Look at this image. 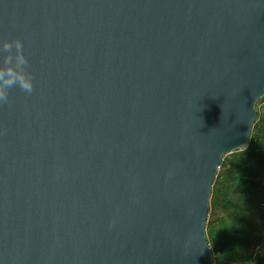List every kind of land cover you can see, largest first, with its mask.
I'll return each mask as SVG.
<instances>
[{"label":"water","instance_id":"1","mask_svg":"<svg viewBox=\"0 0 264 264\" xmlns=\"http://www.w3.org/2000/svg\"><path fill=\"white\" fill-rule=\"evenodd\" d=\"M17 38L34 89L0 105V264H214L213 183L264 96V0H0V65Z\"/></svg>","mask_w":264,"mask_h":264},{"label":"trees","instance_id":"2","mask_svg":"<svg viewBox=\"0 0 264 264\" xmlns=\"http://www.w3.org/2000/svg\"><path fill=\"white\" fill-rule=\"evenodd\" d=\"M259 116L260 111L257 109L255 120ZM252 132L248 147L233 155L230 166L232 169L248 170L249 174L236 176L248 185L264 188V175H256L257 167L263 169L258 156L261 151L264 152V117H262L261 125ZM257 164L260 165L257 166ZM220 167H223L227 173L231 170L224 159ZM211 196L212 199L215 197L212 203L214 201L215 205H219V198ZM226 206L225 215L217 216L211 225H207L206 235L208 242L213 246L214 264H264V241L262 240L264 233L260 229L264 224V218H262L261 209H257L256 205L250 201H247L244 206L238 201H228ZM246 247L250 250L245 251Z\"/></svg>","mask_w":264,"mask_h":264},{"label":"rangeland","instance_id":"3","mask_svg":"<svg viewBox=\"0 0 264 264\" xmlns=\"http://www.w3.org/2000/svg\"><path fill=\"white\" fill-rule=\"evenodd\" d=\"M256 107L260 111V116L254 121L255 125H253L252 131L256 130L258 125H261L262 123V117H264V98L258 101ZM251 135H253V132L251 133ZM250 141H251V137H250ZM248 144L224 156L225 157L224 160L227 163V167H229L231 170L227 173L224 171L223 167H220L217 171L216 179L214 180V184H213V194L211 195L216 196V198L217 197L219 198L218 201L219 205H215L214 201L212 203V200L215 197H213L212 199L211 196L207 225H211L217 216L225 215L227 208L226 202L228 201H238L239 204L242 206H244L247 201H250L251 203L256 205L257 209L258 208L261 209L263 217L262 214L261 213L260 214L261 217L264 218V188L256 185L246 184L243 181V179L237 177L236 175L237 174L246 175L249 174V171L248 170L244 171L242 169H234V168L232 169L230 166V160L233 158V155L240 153L241 151H244V149L248 147ZM258 159L263 169L261 170V167H257L256 175H264V152L261 151L259 153ZM260 164H257V166H259ZM257 218L260 217L257 216ZM260 229L264 233V224H262ZM262 240L264 241V237ZM249 250L250 248L246 247L245 251H249Z\"/></svg>","mask_w":264,"mask_h":264},{"label":"clouds","instance_id":"4","mask_svg":"<svg viewBox=\"0 0 264 264\" xmlns=\"http://www.w3.org/2000/svg\"><path fill=\"white\" fill-rule=\"evenodd\" d=\"M2 51L7 55L3 64L0 65V105L9 103V90L14 87H19L27 94H31L34 89L33 76L28 71L29 60L24 54L23 41L18 38L5 41Z\"/></svg>","mask_w":264,"mask_h":264}]
</instances>
